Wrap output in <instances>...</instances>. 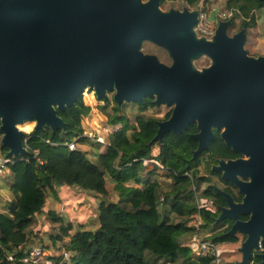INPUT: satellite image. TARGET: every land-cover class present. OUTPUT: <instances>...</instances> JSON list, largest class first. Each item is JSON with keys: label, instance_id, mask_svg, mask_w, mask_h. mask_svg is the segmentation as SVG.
Listing matches in <instances>:
<instances>
[{"label": "water", "instance_id": "obj_1", "mask_svg": "<svg viewBox=\"0 0 264 264\" xmlns=\"http://www.w3.org/2000/svg\"><path fill=\"white\" fill-rule=\"evenodd\" d=\"M158 3L0 0V116L7 131L2 132L1 147L14 159L30 155L22 149V134L14 127L26 118L50 125L38 131L65 132L66 122L58 111L72 107L86 84L98 89L88 85L83 93L93 91L99 100L105 89L118 87L108 98L113 94L119 106L143 103L146 98L157 106H173L171 116L158 122L152 143L162 141L166 133L181 134L197 124L198 132L192 135L198 142L194 157L209 148L215 130L240 155L218 158L212 166L242 195L237 201L214 184L226 205L220 207L213 227L231 220L224 236L236 238L238 229L242 236L244 231L251 233L247 252L264 234V55L250 54L245 29L229 34L230 20L220 21L215 33L207 37L196 30L199 9L189 12L186 6L180 14L179 9L162 8L163 14ZM147 41L164 48L172 64L145 53L142 46ZM203 57L210 64L197 68L195 62ZM53 103L61 105L56 112ZM31 122L37 131L39 121ZM243 153L251 160H241ZM243 175L253 177V182L243 183ZM248 212L255 215L246 223L241 216ZM256 258L255 264H264Z\"/></svg>", "mask_w": 264, "mask_h": 264}, {"label": "trees", "instance_id": "obj_2", "mask_svg": "<svg viewBox=\"0 0 264 264\" xmlns=\"http://www.w3.org/2000/svg\"><path fill=\"white\" fill-rule=\"evenodd\" d=\"M171 1L176 0H163L162 6L167 9ZM182 1L188 7L197 8L209 0ZM261 5H264V0L226 1V8L239 6L245 12ZM237 26L232 25L230 29ZM241 29L246 30L249 38L258 34L254 19L239 24ZM249 52L252 55L264 54V51L258 54ZM107 104L109 99L104 106L107 107ZM135 105V110H131L133 123L120 113V107L116 104L108 119L111 131L102 144L81 134L85 130V127H79L81 120L92 111L84 98L83 103L77 101L65 111H58L66 122L65 132L62 129L57 132L50 129L31 132L29 143L36 150L35 154L30 151L28 157L14 159L15 162L10 165L11 173L1 177L7 180L15 198L5 205L11 216L0 212V264H7L3 256L4 247H15L17 258H25L32 251L28 244L35 241L29 228L37 214L46 207L48 192L56 191L55 185L64 183L65 186L82 190L93 188L96 190L94 193L106 196L109 193L108 178L114 184V189L120 192L121 198L120 201H100L96 219L99 225L87 231L73 232L72 223H62L61 236L54 238L55 241L64 236L69 238L65 249L72 252L71 264H148L146 251L168 262L183 256L184 264H213L212 255L197 256L190 246L182 242L184 237L195 233L190 221L197 213L204 221L201 229L208 228L212 234L208 240L215 243L236 240L235 237L224 236L233 224L231 220L213 227L220 207L225 206L226 201L215 188L212 177L217 176L222 184L220 188L232 193L237 201L242 199V195L231 182L224 181L219 173L213 172L212 166L218 158L235 159L240 155L227 146L220 131L215 130V138L209 148L194 157L193 151L197 149L198 142L192 135L198 132L197 124L189 125L181 134L166 133L162 141L152 143L159 128L158 122L168 119L172 111L159 119L145 113L149 106H154L152 99L146 98L143 103ZM22 127L29 129L26 124ZM2 135L0 132V141ZM65 141L90 144L96 149L104 145V150L94 152L95 159L90 160L86 158V150L76 146L70 151ZM0 152H7L1 143ZM145 160L148 163H144ZM159 173L165 174L170 180H161ZM203 184L206 185L203 187ZM194 188L200 193L196 194ZM160 192L170 207L169 215L166 216L158 208ZM200 195L208 197V201L200 203L214 207V213L195 206V198ZM53 211H49L50 217L62 221L63 217ZM172 214L183 218L173 222ZM247 218L241 216V219ZM34 236L36 238L37 234ZM48 259L54 264L60 261V257L56 256ZM258 260L256 258L255 262Z\"/></svg>", "mask_w": 264, "mask_h": 264}, {"label": "rangeland", "instance_id": "obj_3", "mask_svg": "<svg viewBox=\"0 0 264 264\" xmlns=\"http://www.w3.org/2000/svg\"><path fill=\"white\" fill-rule=\"evenodd\" d=\"M226 1L227 0H209L208 2L205 3V5H201L200 7L197 8H192L191 9H202L204 10V12L207 14L211 11V9L215 6L219 11L223 12L226 10H229L228 8H226ZM187 5L184 3V1L182 0H176V1H171L170 5L167 9H165L163 6L162 8L164 10H168L170 8H176V9H181L186 7ZM223 21V20H222ZM220 22V21H219ZM218 22V23H219ZM218 26V25H217ZM239 31V25L234 28V29H230L229 30V34H234L235 32ZM258 34L252 35V37L249 38L248 42H247V49L250 50L251 52H254V54H258L261 51H264V39H262V35H264V33H261L260 30H257ZM250 45V46H249ZM250 47V48H249ZM142 50L145 53H153L156 54L159 59L166 63V64H172V58L170 57L169 53L162 47L152 43V42H144L143 46H142ZM258 56V55H256ZM210 64V60L207 57H203L201 59H199L198 61L195 62V66L197 68H202L205 66H208ZM83 98L86 104L90 105L92 108V111L90 113L89 116L84 117L83 118V124L85 129H87L88 131L92 132V133H96L97 129H101V131L99 132V135H103L104 136V141L105 142V138H107V135L110 133L111 131V127L108 126V119L110 116V113L113 112V110L115 109L116 104L114 103V96L113 94L109 95V104H107V107L104 106V103H106V101L104 100L103 102V106L100 105V100L96 97V95L94 94L93 91H89L88 89L85 90V92L83 93ZM137 103H124L120 107V113L125 115L126 118L130 121L134 123V115L132 114L131 110H135ZM173 106H167V105H155L154 106H149L146 110V115L150 116V117H155V118H159V119H163L165 118L166 114L169 111H172ZM35 123L31 122L27 123L26 126H29V131L32 132L33 128H34ZM23 126V125H22ZM31 126V127H30ZM23 128V127H22ZM31 128V129H30ZM103 129H109V131L105 132L103 131ZM89 138L91 140L94 141H98L96 139V136H89ZM77 147L86 150L88 152V155H94V152L92 151V149H94L95 147L90 145V144H81L78 143L76 144ZM96 149V148H95ZM101 149L104 150V145L101 147ZM102 150V151H103ZM209 174V173H207ZM167 175V174H166ZM158 177L161 180H170L168 179L165 174L163 173H159ZM213 184L218 185L219 187H222V184L220 183V180L217 176H213ZM0 180H3L5 182V185L8 186V182L6 179H2L0 176ZM5 185H0V187H3ZM108 190L109 193L108 195L104 196L106 201H120L121 195L120 192L114 189V184H112L110 182V179L108 178ZM206 184H203L202 186L204 187ZM200 192L197 190L196 194H199ZM63 199L61 198V195L58 194V189L56 188V191L53 193L52 191L48 192V197H47V204L46 207L44 208L43 212H41L40 214H37L36 218H35V222L32 224V226L29 228V230L36 235V240H33L35 242H39V244L47 251L46 253L47 256L45 257L47 260H49L48 258L51 256H56V257H60L62 256L63 252L60 251V249H65V245L66 243L69 242V238L67 236H64L62 239H57L55 241L54 238L56 237H60L61 236V225L62 223L64 225L68 224V223H72V228L71 231L75 232L77 230H79L80 228L84 227V223L85 221H77V216H86L88 217L87 219V223L93 225L92 228L90 229H94L96 228V219H97V215L95 217V219H92L91 216L93 213H95L97 211V209L95 208H91V207H85V205L89 204L88 199L86 198L88 195L93 196L94 198L97 196V193L94 192H87V190H82V189H78L75 187H69V186H65L64 188V192H63ZM81 196H84L85 198L80 202V203H76L77 200L80 199ZM103 199L99 200L100 201ZM65 201H71V203H66ZM98 203V206H99ZM75 205V207H74ZM159 210L162 212L163 216L169 215V204L166 201V198L164 196L163 193L160 192V199H159V206H158ZM45 209H47V211H45ZM53 209V213L57 214V215H61L63 217L62 221H56L53 220L50 215H49V211ZM71 215L73 217L72 220H67V217ZM183 217H178L176 214H172L171 215V221H179L181 220ZM47 224L48 225V231H44V225ZM190 224H193V219L190 221ZM31 236L33 237V235L31 234ZM241 238L243 239L244 236L240 235ZM45 238H47V240L51 241V243H45L44 240ZM191 241L190 236L184 237L183 239V243L188 244ZM226 242V241H224ZM220 243V242H218ZM57 244L59 245V247H57ZM221 247L223 248H234L235 244L233 243H221L220 244ZM191 255H193V253L191 252ZM146 260L148 261V264H184L185 262V257L183 256H179L174 262H168L166 259H159L156 257L155 254L151 253L150 251H146V255H145ZM224 258V257H223Z\"/></svg>", "mask_w": 264, "mask_h": 264}, {"label": "clouds", "instance_id": "obj_4", "mask_svg": "<svg viewBox=\"0 0 264 264\" xmlns=\"http://www.w3.org/2000/svg\"><path fill=\"white\" fill-rule=\"evenodd\" d=\"M140 4L142 5H149L152 3V0H139ZM162 4H163V0H159V3L157 4V8L158 10L163 13L166 14L165 12L162 11ZM188 11L191 12L192 9L189 7ZM184 9L181 8L180 9V14H183ZM200 14L198 13V16ZM208 21L209 22H218V21H222L226 16H231L232 18V25H239L242 22L247 23L250 20L254 19V23L255 26L258 30L261 31V33H264V5L258 6L256 8L250 9L247 12L243 11L241 9V7L237 6L232 10H226V11H219L215 6L211 9V11L209 13L206 14ZM226 36L231 39V36L228 35L227 31L225 32ZM262 39H264V35H262L261 37ZM246 53V56L249 58V53L247 49H243ZM264 55V54H262ZM256 60H259V58H257ZM194 68V67H193ZM195 69V68H194ZM196 70V69H195ZM88 85H91V87L93 89H98L97 87L93 86L92 84H86L80 95L77 97L76 101L74 103H76L77 101L83 103V90L85 87H87ZM118 89V87H113L111 90L109 89H105L104 90V94L103 96L100 95V105L103 106V102L105 99L108 98V93L112 92L114 90ZM61 106L59 103H53L51 105V108L53 111L56 112L57 106ZM68 105H65L64 107H66ZM86 107V105H84ZM31 120H37L39 121V128L37 129H43L45 127H50V125L47 124V122L42 123L41 120L39 118H26L22 121H18L15 123L14 127L15 129L21 133V137H20V144L22 149L25 152H29L31 151L33 154H35V149H33L29 143V141L31 140V132L28 129L25 128H21V125L23 124H27L29 121ZM4 126H5V120L3 116H0V132H7L4 130ZM225 127H227V125H224ZM80 128L84 127L83 124V120H81V123L79 125ZM101 131V129H97V132L94 134L90 131H88L87 129H85L83 131V133H81L82 135L85 136H96V139L102 144L104 141V136L103 135H99V132ZM103 131L107 132L109 131V129H103ZM27 133V134H26ZM65 143L68 146V149L71 151L74 147L75 144L72 141H65ZM103 149H92L93 152H100ZM245 156V159H241L243 161H249L251 160V156L248 154L243 153ZM153 155H155V152H153ZM86 158L88 159H95L94 156L92 155H88ZM240 161V160H238ZM15 161L9 157L7 154H4L3 158H0V169H2L3 172L5 173H11L12 169L10 167V165H12ZM236 162V161H233ZM144 163H148V160H145ZM225 164H227V162H225ZM201 167H203V165H201ZM240 176L241 175H237V179L240 180ZM244 176V175H243ZM246 177L245 181H242L243 183L246 184H251L253 182V177L251 176H244ZM0 185H5V182L3 180H0ZM127 187V185H125ZM55 187L58 189V194L61 195V198L63 199V192H64V188H65V184L64 183H59L57 185H55ZM77 187H79L77 185ZM96 190L93 188H89L87 189V192L91 193V192H95ZM14 196L11 193V189L8 186H3L0 187V212H3L4 214L11 216L12 213L8 210L7 207H5L6 204H10L13 200H14ZM85 197L81 196L79 200L76 201V203H80ZM89 201V204L85 205V207H91V208H95L97 209V211L95 213L92 214L91 218L95 219L96 215L99 214V210H98V203L100 199H105V197L102 194L97 193V196L94 198L91 195H88L86 197ZM201 201H208V197L207 196H203L200 195L198 197L195 198V206L199 209L201 207H203L206 211L209 212H215V208L214 207H209L208 204L205 203H200ZM66 203H71V201H65ZM210 203V202H209ZM75 207V205H74ZM45 211H47V209H45ZM255 213L254 212H248V218H247V222L249 223L253 220ZM73 217L71 215H69L67 217V220H72ZM88 217L86 216H77V221H85L84 223V227L80 228V231H87L90 228L93 227V225L87 223ZM204 221L201 220L200 224H203ZM99 225V221H97L96 226ZM209 228L211 227V225L208 226ZM44 231H48V225L45 224L44 225ZM240 230H237L236 233V240L235 241H226V242H220L214 245V247L209 251L208 254L213 255V259H214V264H227L226 259L223 258L221 256L222 252H226V253H235L236 249L234 248H223L220 246L221 243H233V242H238L242 245L240 252L242 254V260H241V264H255V259L257 256H259L260 259L264 260V234L259 235L256 243L250 248V250H248L247 252L244 250L246 244L249 242V240L251 239V233L244 231L245 235L243 237V239L241 238V236L239 235ZM212 235L209 231L208 228H202L200 229L199 232L195 233V234H191L190 235V239L193 241H196L197 243L194 245H191V250L193 252H195L198 256L203 254L201 252L202 249L206 248L208 246V237ZM33 240H36L34 234H33ZM45 243H51V241L47 240V238H45L44 240ZM25 243H27V238L25 240ZM28 247L32 248V253L31 256L26 257V258H17L15 256V252H16V248L13 247L11 249H9L8 247H4L3 248V256H4V260L7 262V264H29V260H31V264H53L52 260H45L44 259V255H47V253H45L44 255H41L39 257V259H36L37 255L40 253L41 250V245L39 244V242H35L32 244H28ZM57 247H59V245L57 244ZM61 252H63V258L60 261V264H64V262H68V264H71V256H72V252L70 250L67 249H60Z\"/></svg>", "mask_w": 264, "mask_h": 264}, {"label": "built area", "instance_id": "obj_5", "mask_svg": "<svg viewBox=\"0 0 264 264\" xmlns=\"http://www.w3.org/2000/svg\"><path fill=\"white\" fill-rule=\"evenodd\" d=\"M229 10H232V9H229ZM199 14H200V15H199L198 23H197V25H196V30H197V32H198L200 35H203V36H207V37L212 36V35L215 33V31H216V28H217V25H218V22H219V21H218V22H209L206 13H205L204 10H202V9L199 10ZM231 19H232L231 16H226V17L223 19V21H228V20L231 21ZM74 144H75V143H74ZM75 147H76V144H75ZM75 147H74V148H75ZM4 154H6V153L0 152V158H3ZM12 159L14 160V158H12ZM9 174H10V173H5V172L2 171V169H0V176H1V177L5 176V175H9ZM194 190H195V188H194ZM195 192H196V190H195ZM201 220H202V218H201L200 213H197L196 216L193 218V224H192V225H193L194 228H195V233L199 232L200 229H201V225H202V224H200V221H201ZM195 233H194V234H195ZM208 241H209L208 246H207L206 248H204V249L201 250V252L203 253V254H201V255H206V254H208L209 251L214 247V245L217 244V243H215V242H213V241H211V240H208ZM196 243H197L196 241L191 240L187 245H188V246H191V245H194V244H196ZM190 248H191V247H190ZM46 252H47V251L41 246L40 253L37 255L36 259H39V257H40L41 255H44ZM31 253H32V251H30L26 257L31 256ZM47 254H48V253H47ZM194 254L197 255L195 252H194ZM201 255H199V256H201ZM46 256H47V255H44V259H45V260H47V259L45 258ZM197 256H198V255H197ZM221 256H222V253H221ZM26 257H25V258H26ZM71 257H72V256H71ZM212 257H213V255H212ZM222 257H223V256H222ZM62 258H63V254H62L61 258H60V261L62 260ZM60 261L55 262V264H60ZM29 263H31V260H29ZM53 264H54V263H53ZM213 264H214V259H213Z\"/></svg>", "mask_w": 264, "mask_h": 264}, {"label": "crops", "instance_id": "obj_6", "mask_svg": "<svg viewBox=\"0 0 264 264\" xmlns=\"http://www.w3.org/2000/svg\"><path fill=\"white\" fill-rule=\"evenodd\" d=\"M235 247L234 249H236L235 253H226V252H222V256L226 259L227 264L231 263L234 264L236 261L241 260V253L238 251V248L240 247V243L238 242H234Z\"/></svg>", "mask_w": 264, "mask_h": 264}, {"label": "flooded vegetation", "instance_id": "obj_7", "mask_svg": "<svg viewBox=\"0 0 264 264\" xmlns=\"http://www.w3.org/2000/svg\"><path fill=\"white\" fill-rule=\"evenodd\" d=\"M239 157H240V156H239ZM237 158H238V157H237ZM220 175H221V174H220ZM224 222H225V221H224ZM224 222H223V223H224Z\"/></svg>", "mask_w": 264, "mask_h": 264}]
</instances>
